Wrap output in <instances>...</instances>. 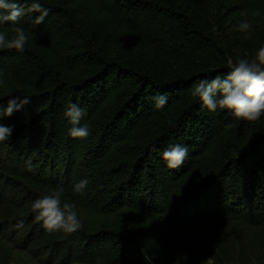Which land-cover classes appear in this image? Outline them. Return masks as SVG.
<instances>
[{
	"label": "trees",
	"instance_id": "trees-1",
	"mask_svg": "<svg viewBox=\"0 0 264 264\" xmlns=\"http://www.w3.org/2000/svg\"><path fill=\"white\" fill-rule=\"evenodd\" d=\"M43 3V23L33 24L38 13L20 21L30 32L24 52L0 49V103L31 100L0 120L14 125L0 143V264H10L13 251L35 264H202L183 255L175 235L264 227V117L209 113L191 96L198 77L225 73L226 63L162 67L137 44L149 42L138 26L165 25L198 50H216L214 19H247L264 40V0ZM161 94L168 103L157 110ZM69 103L86 110L88 138L69 136ZM174 143L188 156L169 169L153 146ZM83 178L85 193H74ZM58 186L76 204V232H48L32 212L33 200Z\"/></svg>",
	"mask_w": 264,
	"mask_h": 264
},
{
	"label": "clouds",
	"instance_id": "clouds-1",
	"mask_svg": "<svg viewBox=\"0 0 264 264\" xmlns=\"http://www.w3.org/2000/svg\"><path fill=\"white\" fill-rule=\"evenodd\" d=\"M50 9L43 0H0V49H14L23 53L30 39V32L20 23L28 14L38 13L33 19L34 25L44 22ZM253 19L259 12L251 13ZM7 29V30H5ZM238 32L248 33L253 23L247 19L234 26ZM191 96L198 100L201 108L209 113L228 110L236 118L255 121L264 117V45H261L255 57L248 59L238 56L228 61L225 73H217L211 79L198 77L191 88ZM31 100L27 96H12L6 105L0 103V120L11 117L21 111ZM168 103V96L161 94L155 97L154 107L163 109ZM63 116L70 125L68 134L75 139H86L91 135L90 126L81 123L87 112L78 104L66 105ZM14 125L0 123V143L10 139ZM169 169H178L188 156V147L174 143L158 150ZM89 184L87 178L80 179L72 186V191L84 194ZM64 197V188L58 186L47 194L39 195L31 204L35 219L48 232H76L83 227L76 204Z\"/></svg>",
	"mask_w": 264,
	"mask_h": 264
},
{
	"label": "rangeland",
	"instance_id": "rangeland-1",
	"mask_svg": "<svg viewBox=\"0 0 264 264\" xmlns=\"http://www.w3.org/2000/svg\"><path fill=\"white\" fill-rule=\"evenodd\" d=\"M217 38L216 50H198L176 28L159 26L142 27L149 42H138L139 48L149 52L159 66L185 62L190 67L208 64H227L238 56L252 59L257 49L264 45L258 25L248 32H238L234 25L212 22ZM194 64V65H192ZM180 66H187L180 64ZM179 250L202 264H264V227L245 229L232 227L217 230L211 226L191 228L175 235ZM10 264H35L24 253L13 251Z\"/></svg>",
	"mask_w": 264,
	"mask_h": 264
}]
</instances>
